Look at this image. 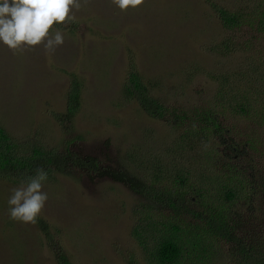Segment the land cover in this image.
Wrapping results in <instances>:
<instances>
[{
  "label": "rangeland",
  "instance_id": "obj_1",
  "mask_svg": "<svg viewBox=\"0 0 264 264\" xmlns=\"http://www.w3.org/2000/svg\"><path fill=\"white\" fill-rule=\"evenodd\" d=\"M211 2L244 14L259 12L264 6V0H144L142 6L121 11L112 0H80L81 9H73L75 21L50 30L53 35L56 30L64 35V43L55 52H46L43 44L14 51L0 42V125L10 137L21 144L40 142L59 150L70 140L78 158L87 163L88 156L100 161L99 167H89V171L71 160L66 163L68 174L56 173L53 181L43 185L48 200L37 218L47 222L74 264H149L131 233L139 215L133 208L141 199L125 183L101 175L99 169L115 170L136 149L146 160L149 153L159 159L183 131V124L173 123L177 108L188 114L210 109L229 132L224 139L211 135L204 144L198 139L182 156H167L172 167L182 162L190 170V165L201 163L197 154L202 149L222 152L232 137L243 152L236 151L231 162L255 175L258 190L253 203L260 200L263 205L264 152L247 142L259 136L264 143V133L251 118L257 112L264 116V105L255 101L257 109L250 116L220 106L218 97L229 96L238 86L222 84L213 75H232L234 70L252 66L264 73V35L256 32L253 18V25L246 21L241 28L226 29ZM224 41L231 47L221 51ZM248 44L250 48H244ZM132 66L150 85L152 95L168 108L164 118L151 117L126 95ZM74 75L83 83L82 104L66 133L54 116L65 110ZM246 78L248 83L253 80ZM257 87L264 88V81ZM197 172L193 168L191 177L199 186ZM20 185L0 181V264H58L37 222L10 218L8 199ZM250 205L242 199L235 207L246 217L252 216ZM185 208L181 217L191 222L192 214H186ZM188 208L197 206L189 204ZM153 212L154 219L164 221L174 214L161 204ZM255 213L260 214L259 210ZM214 247L217 259L210 264H238L229 243L218 241Z\"/></svg>",
  "mask_w": 264,
  "mask_h": 264
},
{
  "label": "trees",
  "instance_id": "obj_2",
  "mask_svg": "<svg viewBox=\"0 0 264 264\" xmlns=\"http://www.w3.org/2000/svg\"><path fill=\"white\" fill-rule=\"evenodd\" d=\"M211 3L226 29L241 28L246 21L247 24L253 25L255 19L256 32L264 35V6L259 12L255 10L244 14V11H233L219 3ZM54 25L59 27L61 24ZM230 47V42L224 41L220 44L219 50L225 51ZM244 48H250V44ZM250 68L234 70L232 75L225 73L213 75L222 84L235 82L238 86L229 96L218 97L220 106L224 105L233 113L250 116L254 109H257L254 107L255 101L264 105V88L257 87V83L264 81V73L258 72L256 66ZM246 77H251L252 82L248 83ZM124 88L126 95L139 102L141 108L151 117L161 119L168 114L166 105L152 95L150 85L144 81L134 66ZM82 93L83 83L74 75L66 94L65 110L54 116L66 133H69L67 128L73 124L81 108ZM200 113H189L191 116L186 111L174 109L173 123H176L177 127L183 124V131L175 138L173 146L167 147L159 159L149 153L147 162L145 154L140 152L138 155L136 149L125 156L126 159L122 160L124 164L120 167L115 170L103 167L99 169V173L125 183L141 199L133 208V213L139 215L131 233L143 247L147 263L210 264L217 259L214 244L222 241L229 243L238 264H264V244L261 242L264 238V199L261 198L263 205L260 204V200L257 205L253 203L258 190L255 186V182L258 183L255 175L247 174L246 168L231 162L236 151L243 152L235 140L231 137L222 152L202 149L197 154L202 158L201 163H197L196 167L190 165V170L184 168L181 161L172 167V162L166 159L171 154L182 156L186 150H192L198 139L203 140V144L211 135L214 137L217 134L224 139V134L229 132V129L223 128L210 109H204ZM251 118L259 125L260 132L264 133V116H259L257 112V115ZM71 143L70 140L66 141V147L62 150L56 147L48 148L40 142L33 145L21 144L14 141L0 125V181L21 184L28 176L34 175L37 167H43L48 172L46 182L53 181L56 173H69L66 163L72 161L89 171H91L89 167L93 169L99 167L100 161L97 158L88 156V163L78 158L70 149ZM247 144L259 153L264 152V143L259 136L251 137ZM26 146L27 150H22V147ZM213 152L218 156L217 161L222 160L220 164L215 160L216 155L213 156ZM193 168L199 169L196 174L199 186L192 181ZM242 199L245 200V205L251 204L249 209L252 216L245 217L237 212L235 205ZM156 204L172 209L174 214H170L165 221L154 219L153 210ZM189 204H196L197 208L191 210L188 208ZM184 205L186 214L191 213L192 221L197 219L200 224L182 219ZM256 210H259L260 214H256ZM37 219V224L45 234L57 263L74 264L67 252L55 241L47 222L41 218Z\"/></svg>",
  "mask_w": 264,
  "mask_h": 264
},
{
  "label": "clouds",
  "instance_id": "obj_3",
  "mask_svg": "<svg viewBox=\"0 0 264 264\" xmlns=\"http://www.w3.org/2000/svg\"><path fill=\"white\" fill-rule=\"evenodd\" d=\"M87 3V0H85ZM121 11L142 6L144 0H112ZM80 0H0V42L12 50H24L43 44L46 52L53 53L64 43V35L50 31L54 23L75 21L73 9L80 10ZM48 172L37 167L19 187L12 189L8 199L10 218L35 224L48 200L43 185Z\"/></svg>",
  "mask_w": 264,
  "mask_h": 264
}]
</instances>
